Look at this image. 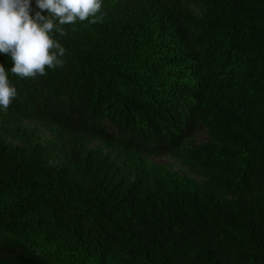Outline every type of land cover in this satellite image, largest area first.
Instances as JSON below:
<instances>
[{"label":"trees","instance_id":"obj_1","mask_svg":"<svg viewBox=\"0 0 264 264\" xmlns=\"http://www.w3.org/2000/svg\"><path fill=\"white\" fill-rule=\"evenodd\" d=\"M102 11L9 73L0 264H264V0Z\"/></svg>","mask_w":264,"mask_h":264},{"label":"clouds","instance_id":"obj_2","mask_svg":"<svg viewBox=\"0 0 264 264\" xmlns=\"http://www.w3.org/2000/svg\"><path fill=\"white\" fill-rule=\"evenodd\" d=\"M0 0V55L12 67L0 63V111H6L18 93L9 73L20 78L46 75V69L65 64L66 48L59 37L65 25L87 21L100 23L104 18L103 0ZM47 11V15L43 13Z\"/></svg>","mask_w":264,"mask_h":264},{"label":"rangeland","instance_id":"obj_3","mask_svg":"<svg viewBox=\"0 0 264 264\" xmlns=\"http://www.w3.org/2000/svg\"><path fill=\"white\" fill-rule=\"evenodd\" d=\"M158 162H164V163H169V162H171V160H168V159H158L157 160ZM180 168V166L179 165H176V169H179Z\"/></svg>","mask_w":264,"mask_h":264}]
</instances>
